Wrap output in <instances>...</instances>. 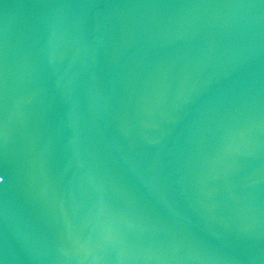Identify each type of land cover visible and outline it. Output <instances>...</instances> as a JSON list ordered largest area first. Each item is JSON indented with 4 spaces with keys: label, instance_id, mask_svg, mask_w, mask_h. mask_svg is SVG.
<instances>
[{
    "label": "water",
    "instance_id": "1",
    "mask_svg": "<svg viewBox=\"0 0 264 264\" xmlns=\"http://www.w3.org/2000/svg\"><path fill=\"white\" fill-rule=\"evenodd\" d=\"M0 264H264V0H0Z\"/></svg>",
    "mask_w": 264,
    "mask_h": 264
}]
</instances>
